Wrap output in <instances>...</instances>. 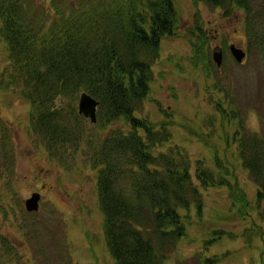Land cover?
I'll return each mask as SVG.
<instances>
[{"label":"trees","instance_id":"trees-1","mask_svg":"<svg viewBox=\"0 0 264 264\" xmlns=\"http://www.w3.org/2000/svg\"><path fill=\"white\" fill-rule=\"evenodd\" d=\"M194 1L225 16L242 9L248 52H264V0ZM177 26L173 0H0L4 86L28 101L30 129L52 160L69 168L80 154L96 172L104 241L115 264H166L167 252L187 234L189 213L180 209L200 215L201 188L238 190L222 159L214 158L218 171L191 159L184 147L169 144V123L142 116L161 41ZM82 92L99 102L93 123L78 114ZM235 132L264 220V135Z\"/></svg>","mask_w":264,"mask_h":264},{"label":"rangeland","instance_id":"rangeland-1","mask_svg":"<svg viewBox=\"0 0 264 264\" xmlns=\"http://www.w3.org/2000/svg\"><path fill=\"white\" fill-rule=\"evenodd\" d=\"M173 4L176 34L161 41L142 116L169 123V144L184 147L191 159L205 160L214 171L215 156L222 159L238 190L201 188V214L180 209L189 213L187 234L167 252L165 263L203 264L211 258L216 259L211 264H264L256 186L239 162L234 138L235 131L264 135V52H248L242 9L225 16L203 2ZM231 43L246 50L243 63L233 59ZM217 47L223 51L220 68L212 59ZM6 53L0 41V264H115L104 241L96 172L84 166L80 154L69 168L49 157L30 129L28 101L4 86ZM34 191L42 200L29 213L23 203ZM230 194L247 212L243 217ZM10 244L16 248H6Z\"/></svg>","mask_w":264,"mask_h":264},{"label":"water","instance_id":"water-1","mask_svg":"<svg viewBox=\"0 0 264 264\" xmlns=\"http://www.w3.org/2000/svg\"><path fill=\"white\" fill-rule=\"evenodd\" d=\"M231 54L236 62L241 63L246 56V52L234 44L229 46ZM212 59L218 68L221 67L223 61V53L220 47L214 48L212 52ZM99 102L86 92H82L79 96L77 111L88 119L91 123L96 121V113ZM39 193H32L31 196L24 201L25 209L29 212L37 211L39 208Z\"/></svg>","mask_w":264,"mask_h":264},{"label":"flooded vegetation","instance_id":"flooded-vegetation-1","mask_svg":"<svg viewBox=\"0 0 264 264\" xmlns=\"http://www.w3.org/2000/svg\"><path fill=\"white\" fill-rule=\"evenodd\" d=\"M216 31V30H215ZM41 197H42V194L40 193Z\"/></svg>","mask_w":264,"mask_h":264}]
</instances>
